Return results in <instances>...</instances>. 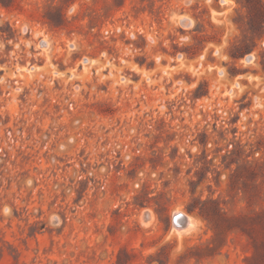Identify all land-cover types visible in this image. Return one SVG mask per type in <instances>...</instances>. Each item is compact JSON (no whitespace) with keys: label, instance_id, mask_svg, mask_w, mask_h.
Returning a JSON list of instances; mask_svg holds the SVG:
<instances>
[{"label":"rangeland","instance_id":"rangeland-1","mask_svg":"<svg viewBox=\"0 0 264 264\" xmlns=\"http://www.w3.org/2000/svg\"><path fill=\"white\" fill-rule=\"evenodd\" d=\"M0 264H264V0H0Z\"/></svg>","mask_w":264,"mask_h":264},{"label":"bare ground","instance_id":"bare-ground-1","mask_svg":"<svg viewBox=\"0 0 264 264\" xmlns=\"http://www.w3.org/2000/svg\"><path fill=\"white\" fill-rule=\"evenodd\" d=\"M183 213H181V214H183ZM176 214H178V213H176ZM183 215H185V214H183ZM175 225H176V229L177 230H182V229L186 228L187 226L191 225L190 217L186 215V219H182V218L177 219V218H175Z\"/></svg>","mask_w":264,"mask_h":264},{"label":"water","instance_id":"water-1","mask_svg":"<svg viewBox=\"0 0 264 264\" xmlns=\"http://www.w3.org/2000/svg\"><path fill=\"white\" fill-rule=\"evenodd\" d=\"M175 218H177V219H179V218L186 219V215H183L181 213H178V214L175 215L174 219Z\"/></svg>","mask_w":264,"mask_h":264}]
</instances>
